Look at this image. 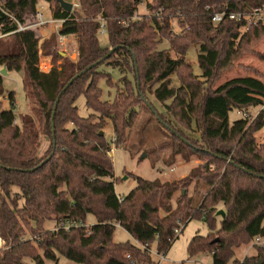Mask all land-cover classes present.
Listing matches in <instances>:
<instances>
[{
    "label": "trees",
    "instance_id": "16d2710c",
    "mask_svg": "<svg viewBox=\"0 0 264 264\" xmlns=\"http://www.w3.org/2000/svg\"><path fill=\"white\" fill-rule=\"evenodd\" d=\"M41 1L55 4L53 19L63 22L59 36L76 37V61L50 52L56 36L40 45L37 27L18 31L13 17L27 26V17H36ZM77 1L81 11H65L57 0H0V31L13 39L0 50V68L24 72V91L34 99L40 116L38 121L27 114L18 119L16 93L5 88L0 70V98H7L11 106L5 109L0 100V264H26V259L58 264V255L79 264H158L149 252L152 245L166 255L174 229L194 219H202L209 232L193 237L190 256L210 253L213 264H264L262 248L243 260L234 252L264 236V145L255 138L264 129V113L250 116L252 109L264 105V83L239 77L213 90L207 85L232 64L243 46L264 35V23L247 27L245 21L228 18L214 23L213 15L250 12L264 7V0H154L147 4L150 15L136 21L143 0ZM102 24L113 49L109 56L99 39ZM164 40L169 48L160 51ZM194 44L200 47L198 64L205 81L185 60ZM42 55L56 58L48 71L40 68ZM104 65L123 74L125 88L112 102L102 100L99 87L101 79L111 84L108 73L99 70ZM131 73L136 86L127 78ZM174 75L178 87L172 83ZM147 89L170 116L159 115L182 163L208 161L176 182L136 177L135 188L121 197L112 180L111 143L100 133L111 120L112 144L124 146L139 117L137 102L146 104ZM60 94L57 108L65 102L73 111L68 115L74 127L69 136L56 132L52 124ZM81 96L92 111L87 117L75 106ZM234 111L246 117L231 122ZM179 124L187 129L202 126L201 144L185 135ZM44 136L50 138L49 146L39 154ZM220 204L226 215L218 219ZM91 216L95 224L87 226ZM53 220L56 227L45 229ZM118 227L133 242H116Z\"/></svg>",
    "mask_w": 264,
    "mask_h": 264
},
{
    "label": "rangeland",
    "instance_id": "374dc122",
    "mask_svg": "<svg viewBox=\"0 0 264 264\" xmlns=\"http://www.w3.org/2000/svg\"><path fill=\"white\" fill-rule=\"evenodd\" d=\"M74 9L81 11V5L77 0H72ZM153 4L154 0H143L142 4L139 6L138 12L134 17V21L141 20L143 15H150L147 8V4ZM55 4H49L45 1H41L38 5V10L43 14V18L46 21H52L51 23H46L41 27H37L36 32L40 38V45L43 41L50 39L52 36H56V46L50 49L52 53L54 50L60 53L63 58H68L71 61H76L78 58V44L75 36H67L63 41L58 32L61 28L59 22H53L52 11ZM27 26L36 24V17H27ZM174 24V23H173ZM173 29L179 32V27L174 24ZM99 39L102 47L107 48L108 51L111 50L109 46V40L107 34H100ZM12 38H3L0 40V50L11 45ZM169 48V43L164 40L158 46V50H165ZM199 45L194 44L190 47L187 54L185 55V60L192 66L194 74L202 81V70L198 64L199 55ZM240 55L232 62V64L217 72L216 79L213 82L208 83V87L212 90L218 88L219 86L225 84L227 81L239 77H253L259 79L264 83V35L258 40H254L248 45L243 46ZM41 52V50H40ZM56 58L51 56L42 55L40 58V67L44 71H48ZM61 63L60 61L58 62ZM5 68V67H4ZM0 68V70L4 69ZM100 71H104L109 75V85L106 79H101L99 81V87L102 89L103 101L112 102L115 99L118 91L124 90V82H122L123 74L117 68L113 66H101ZM125 75V74H124ZM5 82L4 86L7 90L15 91L16 93V105L15 113L17 117L21 115H31L35 120H39L40 116L37 112V105L34 99L27 96L24 91L23 79L24 72L13 71L9 72L8 75L4 76ZM129 81L132 85L136 86L134 77L131 74L127 75ZM172 83L175 87L180 85L177 76L172 77ZM156 86L153 88L155 89ZM146 104L143 102H137L136 111L139 113L136 126L128 131V141L122 146H115L112 144L115 141L114 126L111 120H106L103 133L105 134L107 140L111 143V157L114 166V178L115 190L119 196H125L129 194L137 185L136 177H142L147 180H159L161 182H176L187 177L192 170L199 166H203L207 163V158L194 159L189 163H182L180 156L176 155L175 150L172 148L173 143L169 137V128L161 120V114L170 117L167 114L166 109L163 104L159 102L152 91L148 89L145 91ZM4 103L5 109H10V104L7 98H0ZM5 101V102H4ZM86 99L81 96L76 102L75 106L78 107V114L82 117L89 116L92 111L86 107ZM170 101L168 102V104ZM257 109H252L250 111L251 118H255ZM73 113L72 107L68 106L65 102H61L58 108L55 110L54 118V129L58 133L69 136L72 134L74 129L73 125L68 121V115ZM57 117V118H56ZM243 113L234 111L230 114L231 122L242 118ZM180 129L189 138L195 140L197 143L201 144L202 141V126H195L193 124L191 129H187L179 124ZM255 138L257 143L264 145V129L255 133ZM50 138L48 136L42 137L39 154L49 146ZM168 162L173 163L172 165L167 164ZM14 192L18 190L14 188ZM181 191V189H180ZM21 200L20 203H22ZM219 210H224V206L220 204L218 206ZM218 219L221 216H217ZM219 222V220H218ZM57 221H48L45 223L44 228L53 230L56 227ZM95 224V219L91 216L87 222L88 225ZM184 227L179 237L173 242L170 250L167 252L165 257L163 255H157L156 244L154 243L151 247L152 257L155 261H162V264H213V256L210 253H200L196 256H190L188 251V245L193 237L199 233L201 235H207L209 232L208 226L202 219H194L190 221ZM220 228V223L217 225V230ZM216 230V231H217ZM215 235V234H214ZM116 242H133V238L129 235L127 231L123 228L118 227L115 232ZM253 250L258 253V248L253 246L250 242L248 244L242 245L234 250L235 258H242L246 254V251ZM40 252L42 250L40 249ZM251 257V256H246ZM58 264H79L68 260L67 258L58 255ZM157 262V263H158ZM26 264H35L32 260L26 259ZM47 264H53L51 261H46ZM228 264H234L233 260Z\"/></svg>",
    "mask_w": 264,
    "mask_h": 264
},
{
    "label": "built area",
    "instance_id": "2783aa9c",
    "mask_svg": "<svg viewBox=\"0 0 264 264\" xmlns=\"http://www.w3.org/2000/svg\"><path fill=\"white\" fill-rule=\"evenodd\" d=\"M225 18H228L229 20H233V21H237V22L245 21L247 27H249L251 25L258 24V23H264V7L257 8V9H254V10L250 11V12H244V13H228L226 11L225 12H220V13H215L213 15V17H212V21L214 23H219L222 20H224ZM13 19L18 24V31H24V30H27V29H30V28H33V27H41L42 25H45L46 23H51L52 22V21L44 20L43 14L39 10H37V13H36V21L37 22H36L35 25L23 26L17 21V19H15L14 17H13ZM53 22H59L61 25L63 24V22L60 21V20H55L54 19ZM123 24L126 25L127 22H124ZM105 33H106L105 25L102 24V27H101V30H100V34L102 35V34H105ZM8 35L9 34H4V33H2L0 31V39H3L5 37H7ZM61 38H62V41H63L66 37L65 36H61ZM43 69L45 70L44 67H43ZM262 112L264 113V105L257 109L255 118ZM243 116L246 117V114H243ZM183 228L184 227L182 226V224H179V227L174 229L173 234L169 238V240L171 242H174L179 237V235L182 232ZM251 243L253 244V246H256L257 248L264 249V236H256L251 241ZM1 246H2V240L0 238V247ZM149 252L152 255L151 249H150ZM157 255H160V254L157 253ZM161 255H163V254H161ZM162 257H164V255Z\"/></svg>",
    "mask_w": 264,
    "mask_h": 264
},
{
    "label": "water",
    "instance_id": "95a60500",
    "mask_svg": "<svg viewBox=\"0 0 264 264\" xmlns=\"http://www.w3.org/2000/svg\"><path fill=\"white\" fill-rule=\"evenodd\" d=\"M57 1L60 3L61 7H62L65 11H72V9L74 8V5H73L72 3L67 2L66 0H57ZM112 52H113V49H111V50L108 52L107 56H109ZM90 68H92V66L89 67V69H90ZM82 73H83V72H82ZM82 73L76 75L73 79H71V80L68 82V84L65 86V88L63 89L62 92H64V91H65V90H66V89H67V88H68V87L74 82V80H76L80 75H82ZM1 74H2L3 76L8 75V73H7V71H6L5 68L2 69ZM60 96H61V94H60L59 97L57 98L56 103H55V106H54L53 118H54V115H55V110H56L57 105H58L59 100H60ZM53 127H54V124H53ZM100 134L103 135L104 133L101 132ZM216 215H217V216H221L222 218H224L225 215H226V213H225L224 210H219V211L217 212ZM259 264H262V262H260Z\"/></svg>",
    "mask_w": 264,
    "mask_h": 264
},
{
    "label": "crops",
    "instance_id": "0c3cea01",
    "mask_svg": "<svg viewBox=\"0 0 264 264\" xmlns=\"http://www.w3.org/2000/svg\"><path fill=\"white\" fill-rule=\"evenodd\" d=\"M37 10H38V9H37ZM72 37H73V35H72ZM4 102H5V101H4ZM256 255H257V254H256V251L248 250V251H246V254L243 255L242 258H240V260L245 259L246 256H251V257H253V256H256ZM164 257H165V255H164ZM156 262H158V261H156ZM158 264H162V261L158 262Z\"/></svg>",
    "mask_w": 264,
    "mask_h": 264
}]
</instances>
